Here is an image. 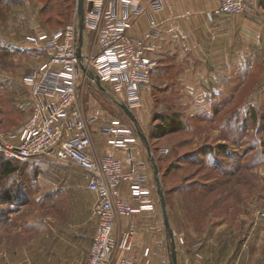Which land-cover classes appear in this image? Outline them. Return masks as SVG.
Segmentation results:
<instances>
[{"label": "rangeland", "instance_id": "374dc122", "mask_svg": "<svg viewBox=\"0 0 264 264\" xmlns=\"http://www.w3.org/2000/svg\"><path fill=\"white\" fill-rule=\"evenodd\" d=\"M49 2L47 5V0H0V131L16 130L32 114L34 107H30V93L24 76L49 56L44 49L22 47V39L50 34L75 23L81 51L88 53L94 47V32L80 26L77 0ZM84 82L80 80L77 84L80 98L83 99V94L88 98L90 93L96 98L94 86ZM105 94L101 96L104 107L127 120L136 135L144 136L138 124L124 113L121 97L113 91ZM155 97L159 101V95L155 94ZM166 105L164 102L147 110L148 140L143 138V145L154 155L151 184L160 212L159 229L165 232L166 264L171 263V239L164 229L156 193L158 188L166 198L174 241L179 240L180 231L186 233L191 228L198 235L208 236L215 231L227 234L224 231L228 226L238 228V216L243 213L247 225L242 227L240 234L235 233L234 238L247 239L249 244L253 238H260L261 262L255 264H264V152L261 147L264 125L259 133L255 132V126L243 124L238 129L241 135L235 134L229 143L233 156L218 154L211 157L205 151L215 143L208 137L212 125L206 122V112L165 108ZM141 106L140 101L130 110L135 115V109ZM172 113L181 116L182 128L152 138L161 122L159 116ZM212 158L223 162L231 174H221L220 169L212 165L215 164ZM5 159L7 157L0 152V173L1 162ZM10 161L19 167L7 176L0 174V264H83L86 246L91 242L96 226L93 193L83 184L85 171L71 161L54 163L46 158L29 159L24 163ZM220 182H224L221 184L223 189L215 208H201L200 213L192 204L195 194H189L184 188L189 186L187 184L199 186ZM12 195L14 198L9 200L8 196ZM217 196V190H211L205 200L210 203ZM206 235H200L198 239L205 240ZM180 262L183 263L182 259ZM194 264L207 262L202 259Z\"/></svg>", "mask_w": 264, "mask_h": 264}, {"label": "crops", "instance_id": "0c3cea01", "mask_svg": "<svg viewBox=\"0 0 264 264\" xmlns=\"http://www.w3.org/2000/svg\"><path fill=\"white\" fill-rule=\"evenodd\" d=\"M159 11L145 12L132 18L129 34L140 38L149 33L147 41L151 49L148 56L156 63L149 88L141 92V110L136 108L133 118L148 140L147 110L166 103L165 108L204 110L205 119L212 125L209 139L214 142L231 141L241 135L243 124L255 126L262 132L264 125V3L255 0L253 5L240 14L208 12L217 0H161ZM87 81L94 86L96 98L82 95L81 105L91 131L93 150L96 154H112L120 158L126 167L145 173L152 183L154 155L143 144V138L135 134L126 147L117 148L108 142V136L100 134L99 126L121 119L104 107L101 96L112 94L110 86L91 73ZM86 81L84 83H86ZM25 85V84H24ZM29 89L30 107L35 106V95ZM84 93V89H82ZM155 94L159 95V101ZM81 97V96H80ZM100 97V98H98ZM37 98V97H36ZM45 110L51 111L54 98H45ZM111 105V104H110ZM113 107L116 108L114 105ZM232 110V111H231ZM132 120V119H131ZM155 163V161H154ZM83 184L86 186L85 175ZM124 191L126 186L122 185ZM126 193V191H125ZM95 200V196L93 194ZM178 211V210H177ZM183 212V210H181ZM238 228L228 226L227 234L218 231L198 239L191 229L180 231L174 241L177 264H190L204 259L207 264H255L261 258V239L234 238L246 224L243 213ZM160 212L134 214L121 220L122 229L133 226L129 256L134 264H166L165 232L160 227ZM129 222V223H128ZM224 225V224H223ZM165 229V228H164ZM190 233V234H189ZM186 234V236H185ZM188 234V236H187ZM202 236V237H203ZM90 243L87 244V255ZM181 253V254H180ZM85 257V260L87 258ZM182 259V262H180ZM84 260V261H85ZM261 262V260H260ZM259 262V264H261Z\"/></svg>", "mask_w": 264, "mask_h": 264}, {"label": "built area", "instance_id": "2783aa9c", "mask_svg": "<svg viewBox=\"0 0 264 264\" xmlns=\"http://www.w3.org/2000/svg\"><path fill=\"white\" fill-rule=\"evenodd\" d=\"M82 26L94 32L93 49L83 53L70 23L50 34L22 39L26 48L48 52L42 64L24 76L32 89V114L16 130L0 131V152L12 160L46 158L54 163L71 161L85 171L86 188L94 196L96 226L83 264H134L129 256L133 226L122 229L121 220L151 211L155 197L148 176L126 167L112 154H96L84 116L78 81L93 73L121 97L129 109L140 104L141 92L151 85L156 63L147 54L150 34H129L132 18L163 8L161 0H83ZM264 1V0H263ZM255 0H217L208 14H240ZM45 98L56 101L45 110ZM113 147H126L135 138L132 127L121 120L99 126ZM166 152V149H164ZM126 186V193L122 187Z\"/></svg>", "mask_w": 264, "mask_h": 264}, {"label": "trees", "instance_id": "16d2710c", "mask_svg": "<svg viewBox=\"0 0 264 264\" xmlns=\"http://www.w3.org/2000/svg\"><path fill=\"white\" fill-rule=\"evenodd\" d=\"M52 1V0H47V5L48 2ZM50 3V2H49ZM161 118V122L160 124L156 127V133L154 134V136H152V138H158L160 136L169 134V133H173V132H177L182 128V124H181V116L178 113H172V114H162L159 116ZM155 133V132H154ZM231 141H227V142H218L215 143V145H210L208 146V149L205 151L207 154H209L211 157L216 156L218 154H222L223 156L225 155V157H229L231 155V151H230V143ZM261 147L262 150L264 152V140L261 141ZM233 156V155H231ZM7 157V156H6ZM213 159V158H212ZM12 159H9L7 157V159H5L4 161L1 162V176H7L10 173L16 171L19 167L18 164H13L12 161H10ZM15 162H19V163H24L25 161H19V160H13ZM213 163L215 168H219L220 169V173L221 174H229L230 172L227 171L226 167L223 166V162L220 163L219 161L213 159ZM216 165V166H215ZM227 171V172H226ZM231 174V173H230ZM224 182H220V183H214V185H196V184H187L189 186H186L188 193L189 194H195V196L193 197L194 200V207H196V209L201 213L202 210H207L208 208L210 209H214V204L216 201H218V199H220L221 193H222V185ZM217 190V197L215 199H213L210 203H207L208 200H205V196L207 193H211V190ZM9 200L14 198L13 195L12 196H8ZM7 201V200H6ZM166 201V198H165ZM202 208V210H201ZM207 208V209H206Z\"/></svg>", "mask_w": 264, "mask_h": 264}, {"label": "water", "instance_id": "95a60500", "mask_svg": "<svg viewBox=\"0 0 264 264\" xmlns=\"http://www.w3.org/2000/svg\"><path fill=\"white\" fill-rule=\"evenodd\" d=\"M262 2L264 3L263 0H262ZM77 10H78L79 17H80V20H79L80 21V26H82L83 0H77ZM121 106L123 108L124 113L135 122V119L132 116L131 110L129 108H127L124 104H122ZM141 136H143V135H141ZM142 138H144V136ZM154 170H155V172H157V168L156 167L154 168ZM155 180H156V182H159L157 177L155 178ZM156 193H157V195L159 197V204H160V208H161V214H162V217H163V225H164V228L169 232V236H170V239H171V254H170L171 263L170 264H177L176 252H175V249H174V244H175L174 243V237H173V232H172V230L170 228V225H169L164 193H163V191L160 188H158L156 190Z\"/></svg>", "mask_w": 264, "mask_h": 264}]
</instances>
